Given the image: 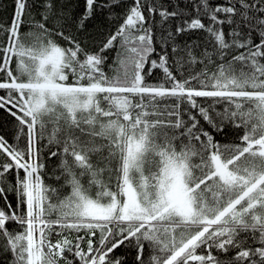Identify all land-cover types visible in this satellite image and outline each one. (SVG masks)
<instances>
[{
  "label": "snow or ice",
  "instance_id": "obj_1",
  "mask_svg": "<svg viewBox=\"0 0 264 264\" xmlns=\"http://www.w3.org/2000/svg\"><path fill=\"white\" fill-rule=\"evenodd\" d=\"M0 110V264H264V0H0Z\"/></svg>",
  "mask_w": 264,
  "mask_h": 264
},
{
  "label": "trees",
  "instance_id": "obj_2",
  "mask_svg": "<svg viewBox=\"0 0 264 264\" xmlns=\"http://www.w3.org/2000/svg\"><path fill=\"white\" fill-rule=\"evenodd\" d=\"M7 2V0H6ZM11 9L9 8L8 11H10ZM4 15H6L7 13H3ZM14 132V121L11 117H9L7 115V113L3 112V110H0V134L5 135L8 138H11ZM227 135L226 137H233L235 136V134L230 131V130H226ZM219 139L225 140L224 137H219ZM226 141V140H225ZM230 142V141H228ZM51 163V162H50ZM51 183V181H49ZM133 253H130V257L129 259L131 260L133 258Z\"/></svg>",
  "mask_w": 264,
  "mask_h": 264
},
{
  "label": "bare ground",
  "instance_id": "obj_3",
  "mask_svg": "<svg viewBox=\"0 0 264 264\" xmlns=\"http://www.w3.org/2000/svg\"><path fill=\"white\" fill-rule=\"evenodd\" d=\"M224 139L226 140V141H233V140H236V136H234V138L233 137H224Z\"/></svg>",
  "mask_w": 264,
  "mask_h": 264
}]
</instances>
